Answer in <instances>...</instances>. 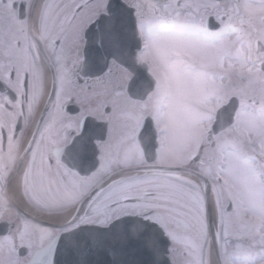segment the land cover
<instances>
[{
  "label": "snow or ice",
  "instance_id": "1",
  "mask_svg": "<svg viewBox=\"0 0 264 264\" xmlns=\"http://www.w3.org/2000/svg\"><path fill=\"white\" fill-rule=\"evenodd\" d=\"M0 264H264V0H0Z\"/></svg>",
  "mask_w": 264,
  "mask_h": 264
}]
</instances>
